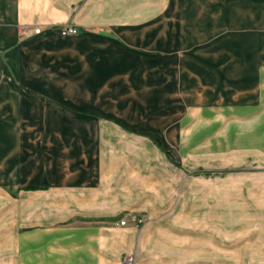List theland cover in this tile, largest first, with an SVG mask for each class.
Returning <instances> with one entry per match:
<instances>
[{
    "label": "crops",
    "instance_id": "obj_1",
    "mask_svg": "<svg viewBox=\"0 0 264 264\" xmlns=\"http://www.w3.org/2000/svg\"><path fill=\"white\" fill-rule=\"evenodd\" d=\"M185 7L183 0H0V66L8 69L1 53L10 51L19 83L2 84L1 102H166L153 121L158 133L181 136L192 155L264 162V52L242 57L237 85L200 70L198 61L195 71L169 67L168 44L178 42ZM67 23L79 33L63 34ZM139 43L153 55H138L148 65H135ZM191 57L214 59L213 67L221 55ZM101 107L89 104L82 116L57 114L45 144L15 149L17 178L5 186L18 189L14 198L0 195V264H130L129 254L131 264H201L191 249L161 239L177 228L164 226L168 211L151 190L157 172L171 165L166 157L153 162V150L163 152L157 131L125 124ZM245 169L238 173L240 218L264 219V165ZM208 170L207 179L224 188L215 201L226 203L233 176L220 173L225 167ZM29 186L37 189L23 188ZM138 214L149 220L137 225ZM249 229L264 234V223ZM251 244L263 259L241 264H264V243Z\"/></svg>",
    "mask_w": 264,
    "mask_h": 264
},
{
    "label": "rangeland",
    "instance_id": "obj_2",
    "mask_svg": "<svg viewBox=\"0 0 264 264\" xmlns=\"http://www.w3.org/2000/svg\"><path fill=\"white\" fill-rule=\"evenodd\" d=\"M183 1L187 6L184 24L178 28V42L173 40L168 44V51L171 52L166 59L168 66L185 72H188V69L195 71L194 67H197L196 61H198L199 66L202 67L200 70H204L207 74L210 72L211 75L221 73L222 80L225 77L232 85H237L234 77L239 73L242 57L245 54L264 52V0ZM67 27L76 29L74 33L67 34H77L80 31L79 26L67 23L61 28V32L63 33ZM172 31L175 36L174 29ZM135 50H137L134 53L137 57L135 65H148L147 60L138 56L139 54H142L144 58L153 56L147 51V46L139 43ZM205 51L220 53L221 58L216 59L215 66L208 65L214 59L212 61L203 58L196 60L191 57L197 52ZM181 52L184 53V58L179 59ZM224 52L231 57L224 60L222 58ZM1 54L5 56L8 69L3 65L0 66L7 73L6 75L0 70V88L5 83L8 84V88L15 83L19 85L11 52ZM23 91H26L25 88ZM6 92L4 91L3 94L9 97V89L8 93ZM165 103L1 102L0 100V195L14 198L18 189L12 185L5 186V183L17 178L14 160L17 147H21L26 152L34 144L36 145V142L40 145L45 144L44 132L48 125H52L51 119L57 114L61 117L64 114L82 116L90 113L85 111V106L90 104L92 108L97 107L100 110L103 105L105 115L118 116L125 124H135L139 128L150 125L153 132L157 131L156 135L159 137L155 143L157 142L156 144L163 151L153 150V162L163 161L166 157L165 161L171 163L167 171H162L161 174L157 172L158 177L151 188L156 190L157 195L162 199V202L157 205L165 207L168 211L169 218L163 219V222H168V225L164 226L177 228L174 230L176 233L172 232L174 234L171 236L162 235L161 239H167L170 244H177L179 249H185V253L191 249L201 264H241L251 258L263 259V251L251 250L250 247H252L251 243L263 244L264 234H246L245 232L258 222L264 223V219L240 218L242 204L238 173L245 171L247 166L264 165V162L256 156H253L252 161L249 160V156L241 161L238 154L230 156L213 154L211 158L207 153L192 155L191 146L182 148L185 140L181 136L171 139L169 136L165 138L158 133L159 123L153 121L166 110ZM151 115L152 124L147 122L145 124L144 117L147 119L146 116ZM132 120L135 122L131 123ZM207 166L209 168L225 167L226 170L220 173L233 176L230 185H226V191L230 195V200L226 203L215 201L218 195H222L224 188L213 185V182L207 179L208 172H213L208 170ZM23 188L27 189V187ZM11 206H14V203ZM141 217L144 218L142 223L149 220L146 215L138 214L134 222L137 223L136 219ZM171 237L174 238V242ZM129 255L133 256L135 261V255Z\"/></svg>",
    "mask_w": 264,
    "mask_h": 264
},
{
    "label": "built area",
    "instance_id": "obj_3",
    "mask_svg": "<svg viewBox=\"0 0 264 264\" xmlns=\"http://www.w3.org/2000/svg\"><path fill=\"white\" fill-rule=\"evenodd\" d=\"M75 31H76V29L74 27H67L64 29L63 34L74 33ZM143 221H144V218H142V217L136 219V222L138 225L141 224ZM121 224H126V219H122ZM126 260H127V262L132 263L134 261V257L131 255H128V256H126Z\"/></svg>",
    "mask_w": 264,
    "mask_h": 264
},
{
    "label": "trees",
    "instance_id": "obj_4",
    "mask_svg": "<svg viewBox=\"0 0 264 264\" xmlns=\"http://www.w3.org/2000/svg\"><path fill=\"white\" fill-rule=\"evenodd\" d=\"M33 188H35L34 186H29V187H27V189H33Z\"/></svg>",
    "mask_w": 264,
    "mask_h": 264
}]
</instances>
